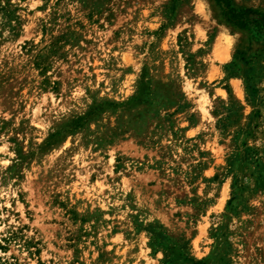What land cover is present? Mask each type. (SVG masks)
<instances>
[{"label": "rangeland", "instance_id": "rangeland-1", "mask_svg": "<svg viewBox=\"0 0 264 264\" xmlns=\"http://www.w3.org/2000/svg\"><path fill=\"white\" fill-rule=\"evenodd\" d=\"M233 1L245 30L213 0H0V264H264V0Z\"/></svg>", "mask_w": 264, "mask_h": 264}, {"label": "trees", "instance_id": "trees-1", "mask_svg": "<svg viewBox=\"0 0 264 264\" xmlns=\"http://www.w3.org/2000/svg\"><path fill=\"white\" fill-rule=\"evenodd\" d=\"M214 4L219 8L220 16L228 27H233L238 30H245L249 23V15L255 14V11H253L251 8H240L237 7L233 0H213ZM264 18V17H263ZM244 48V47H243ZM246 49L243 50H236L235 51V59H238L243 64L247 65L249 63V60L246 59ZM248 50V49H247ZM228 67V66H227ZM244 77V83H245V89L247 91H250V93H255L256 88L252 83L250 82V78L246 75V73L243 75ZM229 168L231 167V164L228 165ZM150 238H151V246L159 247L162 246L161 242L164 241L165 237L161 231H156L155 229H151L149 231ZM162 251L164 252V259L162 261V264H176L177 257L174 256V253L168 249L167 247H162Z\"/></svg>", "mask_w": 264, "mask_h": 264}]
</instances>
